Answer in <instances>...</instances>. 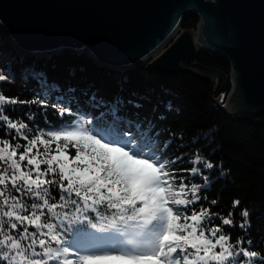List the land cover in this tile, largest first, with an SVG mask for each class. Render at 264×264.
I'll list each match as a JSON object with an SVG mask.
<instances>
[{
	"label": "snow or ice",
	"instance_id": "6c2138e0",
	"mask_svg": "<svg viewBox=\"0 0 264 264\" xmlns=\"http://www.w3.org/2000/svg\"><path fill=\"white\" fill-rule=\"evenodd\" d=\"M6 79L0 74V81ZM16 103L29 102L0 93L6 135L15 130L12 139L26 142L0 139V264H264V256L245 247V241L232 243L224 233L222 225L234 226L232 212L223 217L201 207L188 215L209 182L198 165H214L195 155L186 171L202 176L204 183L189 186L172 167L177 161L162 156L151 122L146 130L137 125L133 131L129 123L113 134L89 127L91 121L73 122L36 129L29 139L28 123L5 114L6 106ZM31 103L46 106L44 100ZM239 204L235 200L233 208ZM109 213L111 220L102 223ZM241 216L244 229L249 212ZM90 231L103 235L85 243Z\"/></svg>",
	"mask_w": 264,
	"mask_h": 264
},
{
	"label": "trees",
	"instance_id": "16d2710c",
	"mask_svg": "<svg viewBox=\"0 0 264 264\" xmlns=\"http://www.w3.org/2000/svg\"><path fill=\"white\" fill-rule=\"evenodd\" d=\"M197 24V17L192 16L184 20L182 29L195 30ZM197 63L226 76L230 72L226 62L205 52L199 53ZM0 74L7 77L0 81V93L29 102L8 104L5 109L12 120L28 123L32 130L29 139L36 129L66 128L73 122L91 121L89 127L97 126L107 134L124 130L129 123L133 131L137 125L146 130L151 122L154 125L152 135L162 156L177 161L172 167L177 170V177H186L185 183L189 186L204 183L202 176H192L186 171L193 167L190 160L199 155L211 162L213 169L198 165L203 175L209 177V182L198 193L200 200L189 207L188 215L192 209L199 211L201 207L223 217L232 212L234 226L222 225L224 233L230 235L232 243L243 240L245 247L264 256V115L253 128L229 121L219 113L216 99L221 97L220 104H223L230 92L229 79L213 96V82L191 74L166 75L146 65L124 73H108L90 66L82 54L64 53L49 60L34 61L14 59L1 50ZM36 100H44L46 106L31 103ZM60 108H68L71 112L61 115ZM2 125L0 122V139L13 144L26 143L12 139L15 130L6 135ZM59 143L64 144V141ZM51 147L55 149V142ZM40 151H44L43 146ZM75 151L69 146L70 155H75ZM57 192L53 189L54 195ZM213 200L217 201L214 205ZM235 200L240 204L233 208ZM245 209L249 212L248 223L241 229L239 225L244 222L241 211ZM108 217L109 220L102 223L111 220L110 213ZM214 224L221 225V220L215 218ZM102 235L90 231L83 240L87 243ZM248 240L252 241L251 245L247 244Z\"/></svg>",
	"mask_w": 264,
	"mask_h": 264
},
{
	"label": "water",
	"instance_id": "95a60500",
	"mask_svg": "<svg viewBox=\"0 0 264 264\" xmlns=\"http://www.w3.org/2000/svg\"><path fill=\"white\" fill-rule=\"evenodd\" d=\"M192 16L196 29H182ZM0 50L30 60L82 54L108 73L149 61L159 73L211 80L213 96L229 79L219 113L253 128L264 115V0H0ZM200 52L229 75L199 65Z\"/></svg>",
	"mask_w": 264,
	"mask_h": 264
},
{
	"label": "rangeland",
	"instance_id": "374dc122",
	"mask_svg": "<svg viewBox=\"0 0 264 264\" xmlns=\"http://www.w3.org/2000/svg\"><path fill=\"white\" fill-rule=\"evenodd\" d=\"M63 54H64V53H63ZM61 55H62V54H61ZM61 55H59V56H61ZM54 57H57V56H54ZM54 57H51V58H40V59H46V60H49V59H52V58H54ZM29 60H30V59H29ZM32 60H34V59H32ZM36 60H39V59H36ZM36 60H34V61H36ZM144 65H149V61L145 62ZM223 86H224V84L221 86V89L223 88ZM227 97H228V96H226V98H227ZM226 98L224 99L223 104L225 103ZM220 99H221V97H219L218 99H216V103L218 104V107H219V105L223 106L222 103L220 104V102H221Z\"/></svg>",
	"mask_w": 264,
	"mask_h": 264
}]
</instances>
